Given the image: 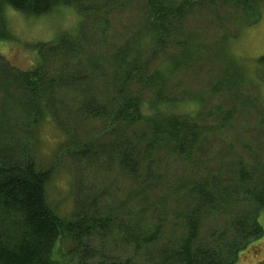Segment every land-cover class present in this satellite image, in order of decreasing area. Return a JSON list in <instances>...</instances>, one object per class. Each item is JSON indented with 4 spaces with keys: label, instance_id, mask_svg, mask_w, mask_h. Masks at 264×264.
<instances>
[{
    "label": "trees",
    "instance_id": "1",
    "mask_svg": "<svg viewBox=\"0 0 264 264\" xmlns=\"http://www.w3.org/2000/svg\"><path fill=\"white\" fill-rule=\"evenodd\" d=\"M137 1L145 9L139 26L109 55L116 73L95 74L97 49L81 35L89 38L90 20L98 19L111 36L112 16ZM203 1L214 18L216 0H0V44L14 39L5 18L10 8L39 16L72 6L80 18L74 33L35 44L37 57L28 69L0 53V93L19 89L29 120L22 135L0 107V264H69L58 258L64 241L66 257L78 264H234L262 237L264 163L254 159V166L241 157L235 177H224L211 146L224 143L234 154L235 114L218 101L240 68L226 51L229 32L214 40L215 50L197 32L180 37L187 14ZM230 1L258 9L257 0ZM199 58L220 63L222 75L189 98L175 77L193 71ZM95 80L107 81L111 99L92 85ZM207 100L212 105L202 114ZM53 106L78 117L62 129L56 153V160L72 153L83 169L70 182L67 216L46 195L58 165L42 168L31 153L42 123L54 118ZM76 132L86 136L75 138ZM96 173L110 180L107 191L93 188Z\"/></svg>",
    "mask_w": 264,
    "mask_h": 264
},
{
    "label": "rangeland",
    "instance_id": "2",
    "mask_svg": "<svg viewBox=\"0 0 264 264\" xmlns=\"http://www.w3.org/2000/svg\"><path fill=\"white\" fill-rule=\"evenodd\" d=\"M257 4L258 9L250 4L241 7L230 0H216L214 14L217 15L213 18V14L208 11L213 8L203 1L192 7L182 23L183 26L181 25L182 29L179 28L180 37L186 32L200 34L203 45H210V50H215L211 44L219 38L222 31L227 30L229 37L225 43L226 51L228 50L236 63L240 65L237 71L239 74L233 73L229 76L228 86L218 100L229 104L227 109L235 114L236 122L230 139L232 143L230 147L234 154L227 153V146L224 143H219L217 146L216 141H213L211 145L214 149L213 155L221 159L215 163L220 167L224 177H235L237 162L241 157L254 166L257 164L255 161L257 159L261 161L259 164L264 163V0H257ZM144 12L143 4L137 1L120 15L115 13L109 21L110 26L114 28L111 36L104 34L98 19L90 20L92 35L88 38L87 33H84L81 38L85 44L97 49L100 59L96 67H92L95 74L107 76L112 71L116 73L115 65L111 64L109 59L110 52L114 47L120 46L127 39L129 32L139 26ZM5 18L14 39L2 42L0 53L19 69H28L34 64L37 57L35 44L50 42L63 32L74 33L80 20L79 14L72 6H58L55 12L39 16H25L10 8ZM88 25L89 23L87 27ZM103 37L109 39L104 41ZM101 54L102 57H100ZM200 60L201 58L196 62V64L200 62L199 66H196L193 71L184 70L175 77V82L187 91L185 95L189 98L195 93L206 92L212 88L222 75L220 63H214L206 58ZM48 73L53 76L49 70ZM94 84L99 86L100 92H103L108 99L112 98V93L105 88L106 80H95L92 82V85ZM108 88L111 89V86ZM14 93L16 96H9L7 92L0 93V107H3L5 111L4 118L8 119L11 125L19 126L17 132L22 134V129L28 127L29 120L25 118V107L22 105L20 90H14ZM147 93L150 95L149 91ZM211 105V102L207 100L200 112L205 114L204 108L207 109ZM3 110L0 109L1 114ZM53 110L54 118H48L42 123L39 141L34 142L31 153L36 163L42 168L58 165L46 186V195L48 202L57 208L59 214L67 216L72 210L70 182L73 175L80 179L83 169L75 164L72 153L64 155L59 160H56V153L60 148V141L65 138L62 129H71L77 121L75 118L77 116L63 115L56 111L55 106ZM84 136H86L85 133L76 132L75 138ZM232 155L236 157L232 158ZM252 173L254 177L258 175L257 170H253ZM94 176L93 188L107 191L110 180L99 173ZM79 187V185L75 187V192L81 190ZM114 193L117 195L116 191ZM258 217L263 229L262 237L242 250L241 256L234 264H264V209L260 211ZM60 248L64 255L61 258L58 257L61 261L66 259L69 264H78L77 258L66 257L69 247L65 241ZM95 258L94 255L93 259ZM92 262L94 261L91 260L90 263Z\"/></svg>",
    "mask_w": 264,
    "mask_h": 264
}]
</instances>
